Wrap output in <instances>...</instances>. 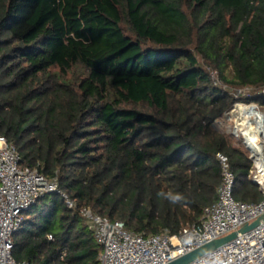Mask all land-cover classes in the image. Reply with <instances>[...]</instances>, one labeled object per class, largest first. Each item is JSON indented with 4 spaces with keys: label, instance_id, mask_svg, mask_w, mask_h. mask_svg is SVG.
<instances>
[{
    "label": "trees",
    "instance_id": "obj_1",
    "mask_svg": "<svg viewBox=\"0 0 264 264\" xmlns=\"http://www.w3.org/2000/svg\"><path fill=\"white\" fill-rule=\"evenodd\" d=\"M224 85L264 107V0H0V135L77 203L22 211L13 256L100 264L87 205L178 233L217 199L219 152L234 197L261 200L248 152L214 126L236 100Z\"/></svg>",
    "mask_w": 264,
    "mask_h": 264
},
{
    "label": "built area",
    "instance_id": "obj_2",
    "mask_svg": "<svg viewBox=\"0 0 264 264\" xmlns=\"http://www.w3.org/2000/svg\"><path fill=\"white\" fill-rule=\"evenodd\" d=\"M211 76L216 84H221L217 70H212ZM224 86L236 100L215 120V125L241 140L252 160L251 180L263 198L248 202L234 197L236 174L229 157L219 152L222 181L217 199L203 208L199 221L178 233L168 229L152 234L134 232L123 220H111L90 205L82 206L80 213L102 246L100 264H167L264 214V107L259 101L246 99L251 87ZM51 192H60L68 207L77 206L67 192L61 191L57 177H47L37 166H22L16 147L0 135V264H30L13 256V235L22 224V211ZM186 264H264V219Z\"/></svg>",
    "mask_w": 264,
    "mask_h": 264
},
{
    "label": "water",
    "instance_id": "obj_3",
    "mask_svg": "<svg viewBox=\"0 0 264 264\" xmlns=\"http://www.w3.org/2000/svg\"><path fill=\"white\" fill-rule=\"evenodd\" d=\"M262 219H264V214L262 216H260L259 218L253 220L250 223H246L244 226H242L241 228H239L238 230H234L224 236L218 237L210 242H207L195 249H193L190 252H187L175 259H173L172 261H170L167 264H186L192 260H194L195 258L211 251L212 249H214L215 247L233 239L234 237H236L238 234L240 233H244L245 231L253 228L255 225H257Z\"/></svg>",
    "mask_w": 264,
    "mask_h": 264
},
{
    "label": "rangeland",
    "instance_id": "obj_4",
    "mask_svg": "<svg viewBox=\"0 0 264 264\" xmlns=\"http://www.w3.org/2000/svg\"><path fill=\"white\" fill-rule=\"evenodd\" d=\"M235 91V88L232 89V92ZM252 91V90H251ZM214 124H217L216 122H214ZM216 127L217 130H219L220 132L222 133H225L223 131H221L216 125H214ZM225 134H228V133H225ZM233 138V136H232ZM233 140V143L234 145L238 146V147H241L242 149L246 150V148L244 147V145L242 144L241 140H236L235 138L232 139ZM247 151V150H246ZM248 152V151H247ZM249 154V153H248Z\"/></svg>",
    "mask_w": 264,
    "mask_h": 264
}]
</instances>
